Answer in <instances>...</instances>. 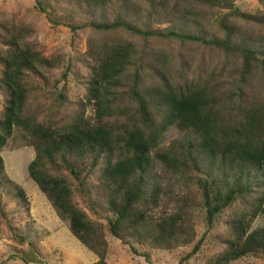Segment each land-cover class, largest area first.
Instances as JSON below:
<instances>
[{
    "label": "trees",
    "instance_id": "obj_1",
    "mask_svg": "<svg viewBox=\"0 0 264 264\" xmlns=\"http://www.w3.org/2000/svg\"><path fill=\"white\" fill-rule=\"evenodd\" d=\"M35 3L55 25L91 30L85 94L70 100V66L48 90L61 63L58 56L44 55L33 28L23 21H0V92L5 97L0 176L5 175L2 151L14 129L21 128L35 149L30 178L69 221L71 234L96 256L95 264H109L108 236L134 253L139 252L131 239L167 252L192 247L178 263L188 264L205 240L206 234L198 238L201 223L208 231L225 224L222 250L203 264H230L248 255L264 259V227L253 229L264 214V104L247 95L253 84L264 85V33L246 26L255 17L234 0ZM173 44L181 57L183 46L212 53L217 66L211 71L219 80L229 73L230 94L222 100L211 87L218 82L201 64L196 75L184 78L182 69L192 64L187 57L180 60L181 71L173 67ZM48 100L50 109L45 108ZM117 114L129 121L123 135L106 121ZM174 125L198 139H189L179 153L157 152L154 158L152 151ZM156 158L189 171L196 198H183L176 212L149 221L163 193ZM13 197L29 209L22 188ZM0 219L16 244L28 242L31 259L23 253L20 258L38 262L39 239L13 227L1 195Z\"/></svg>",
    "mask_w": 264,
    "mask_h": 264
},
{
    "label": "rangeland",
    "instance_id": "obj_2",
    "mask_svg": "<svg viewBox=\"0 0 264 264\" xmlns=\"http://www.w3.org/2000/svg\"><path fill=\"white\" fill-rule=\"evenodd\" d=\"M243 12L255 17V20L246 26L252 29L253 26L264 33V5L258 0H234ZM23 21L33 28L34 36L47 57L58 56L60 64L53 72L54 78L49 89H54L55 80L61 78V73L70 66L68 82L70 87V100L77 102L84 92V80L89 70V62L86 59L88 49V38L91 30L81 29L73 31L64 25H55L41 13L35 0H0V21L12 19ZM260 33V34H261ZM262 36H264L262 34ZM173 67L181 71L183 63L181 59H187L192 67L185 66L184 78L197 74L195 68L201 64L203 72H208V78L214 82L211 87L217 91L222 100L231 92V84L227 83L229 73L222 80L211 71L217 66L214 55L208 51H191L189 46L181 47V52L185 57L178 56L179 47L172 45ZM188 51V52H187ZM220 76V75H219ZM207 78V79H208ZM62 81L59 88L63 86ZM51 91V90H50ZM54 91V90H52ZM248 98H256L260 104H264V85L259 83L248 87ZM5 97L0 92V113L4 108ZM52 101L48 100L45 108H51ZM88 115L93 112L89 109ZM108 124L113 127L114 133L123 135L125 125L128 124L127 116H116L106 118ZM198 139L197 135L190 130H181L177 126H171L159 140L157 149L152 151L155 158L156 153L166 152L171 155L179 153L180 147L188 140ZM179 155V154H178ZM5 163V175L0 176V195L3 206L11 224L17 231L27 232L33 238L39 239L40 255L38 262L31 260L30 264H95L96 256L88 251L80 241L69 231V221L62 219L54 209L52 203L40 190L38 185L30 178L28 165L35 158V149L32 145L31 137L21 128H15L2 151ZM165 165L159 159H155V170L159 176L162 189V198L158 208H156L149 221L159 220L176 212L183 198L193 201L196 198L194 190L191 188V174L181 166L179 170ZM184 170V171H183ZM22 188L28 199L29 209L19 207L13 194L17 188ZM190 201V202H191ZM224 223L216 225L209 230L201 223L198 227V238L203 234L205 240L201 250L191 258L188 264H203L208 259L218 254L222 250L221 235L224 232ZM264 227V214L258 216L253 223V229ZM147 229L151 225L146 226ZM197 238V239H198ZM109 240V264H178L183 254L192 250V247L182 248L173 252L162 250H152L139 243L136 239H131L133 246L139 253H134L129 245H124L120 240L108 236ZM29 245L26 242L21 246L11 239V234L4 220L0 219V264H27L20 257L23 254L31 259ZM230 264H264V259L259 256L248 255Z\"/></svg>",
    "mask_w": 264,
    "mask_h": 264
}]
</instances>
